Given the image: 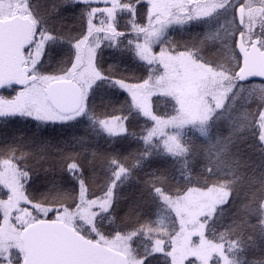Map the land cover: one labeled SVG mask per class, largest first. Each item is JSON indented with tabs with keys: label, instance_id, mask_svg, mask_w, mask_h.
Here are the masks:
<instances>
[{
	"label": "snow or ice",
	"instance_id": "1",
	"mask_svg": "<svg viewBox=\"0 0 264 264\" xmlns=\"http://www.w3.org/2000/svg\"><path fill=\"white\" fill-rule=\"evenodd\" d=\"M0 2V15L14 10L23 21L21 30L26 38L19 61L10 69L11 79L0 82V89L21 86L11 98L0 95V117L23 116L44 125H65L86 117L109 137H119L128 133L124 126L128 117L97 111L89 103L97 82L108 80L128 94L129 110L134 107L137 115L151 122L142 133L148 147L135 159L143 161L147 156L163 154L181 158L187 167L189 161L204 154L206 144L215 140L212 130L231 103L239 96L247 104L244 132L235 133V141L228 138L212 146L217 159L211 158L209 150L200 179L171 185L167 174L153 173L143 181L144 195L162 202L171 214L167 229L143 223L131 231H105L104 221L120 203L118 189L136 174L115 149L114 155L106 157L111 173L103 195L93 198L88 197L86 168L78 156L61 154L63 166L76 174L78 184V198L73 196L68 206L59 195L43 202L30 193L25 195L32 170L19 160L14 163V156L3 159L0 185L8 192L0 199V230L10 229V235L0 239V264H35L33 240L59 233L74 238L90 257L87 264H264V256L259 260L244 258L252 234L264 241V170L253 172L251 177L244 175L237 182L240 172L234 170L248 168L246 162L232 159L228 166L232 178L221 174L219 163L221 155L239 157V145L251 142L264 169V0H258L259 7H253L251 0H104L111 3L110 7L94 6L93 0H58L48 13L41 12L33 0ZM80 5L84 6L80 14L82 33H73L70 26L62 31L65 25L54 27L47 22L62 8ZM120 13L131 18L128 27L135 33V54L148 66L147 78L137 82L117 76L111 67L103 70L97 62L104 41L113 47L126 35L118 30ZM137 16L147 24L137 21ZM221 19L227 25L221 24ZM193 20L217 29L222 43L219 54L227 53L225 62L202 54L204 39L194 38L179 47L161 39L169 25ZM57 41L71 42L74 53L70 62L59 50L48 52L49 45ZM121 43L133 46L131 39ZM157 43L161 47L155 52ZM46 53L49 62L57 65L55 71L41 70ZM256 77L261 78L259 87L250 79ZM245 92L248 96L243 95ZM153 95L170 97L173 113H154ZM250 98L251 103H247ZM194 130L208 141L198 144L188 135ZM22 202L31 206V211L21 207ZM56 204L60 206H46ZM137 237L143 241L139 247L134 246Z\"/></svg>",
	"mask_w": 264,
	"mask_h": 264
},
{
	"label": "trees",
	"instance_id": "2",
	"mask_svg": "<svg viewBox=\"0 0 264 264\" xmlns=\"http://www.w3.org/2000/svg\"><path fill=\"white\" fill-rule=\"evenodd\" d=\"M34 4L41 12L48 13L58 0H33ZM251 2L259 6L258 0ZM94 6L108 7L109 4L93 2ZM84 6H74L73 8H62L59 15H54L48 19L49 24L58 27L59 24L72 27L73 33H82L84 24L81 19V12ZM102 18V17H101ZM131 18L127 13H120L117 17L119 28L126 33L125 37L118 38L113 47H107L108 41L102 44V50L98 53V66L103 70L109 67L116 70L117 76L129 77V82H137L140 79L147 78L148 66L140 61L134 51L135 33L128 27V21ZM137 21L146 25L147 21L136 17ZM79 20V22H78ZM98 22V21H94ZM102 35V34H101ZM194 38L204 39L202 54L211 60L221 63L225 62L227 53L221 56L219 50L222 47L221 41L216 35V30L200 21L193 20L187 24L174 25L166 29L162 40L173 42L174 46L179 47L185 42ZM131 39L133 46H129L121 41ZM142 42V38H141ZM167 47V43L164 45ZM161 47L160 44L154 46L155 52ZM59 50L63 57L70 62L74 49L70 41H57L50 44L48 52L55 53ZM42 71H55L57 65L55 62H49L46 53L45 60L41 64ZM260 81L254 84L259 87ZM18 89L12 86L10 89H0V95L6 98L13 97ZM15 92V94H14ZM248 96V93H243ZM258 99V93L254 94ZM129 96L108 80H101L93 89L92 96L89 97L90 105H95L97 111L113 113L121 117L127 116L124 126L128 133L119 137H109L105 132L95 126L93 122L86 117H81L77 121L69 122L65 125H44L23 116L0 117V161L6 158L15 157L13 162L19 160L32 171L29 173L30 180L26 186L25 195L31 194L36 201L43 202L44 198L55 199L57 195L61 196L64 206L73 203L72 197L78 198V184L76 174L69 173L63 166L62 153H69L78 156L79 161L85 166L86 183L90 185L88 197L102 196L108 175L111 173L107 156L121 153L127 163L132 165L135 170V178L126 181L119 189L120 203L116 205V212L104 221L105 231L123 230L131 231L147 223L149 227L156 228L158 223L167 215H171L166 207L161 206L152 199L144 195L143 181L151 177V174H167L171 185H183L189 179H200L204 172V167L208 163L209 150L211 158L217 159L216 150L212 147L217 141L232 138L235 141V133H243L245 130L244 121L247 119L245 112L247 104L239 96L231 103V107L222 116L212 130L215 140L205 145V152L189 161V166L182 163L181 158H172L163 154H153L147 156L143 161L135 159L143 155V150L148 147L143 142L142 133L151 125V122L142 115H137V110L133 107L129 110ZM173 100L163 95H153L151 97V107L154 113L165 115L173 113ZM227 103V102H226ZM251 103V98L247 101ZM243 105V107H242ZM99 118H105L103 116ZM129 133L134 135H129ZM198 144L208 141L207 137L201 136L198 131L188 133ZM155 143V139L153 140ZM231 148V145H229ZM239 157L223 156L219 158V163L223 171L222 175L233 177V171H229L228 166L232 159L242 158L248 165V168L241 166L238 170L240 177L252 176L253 172L259 174L264 170L260 167L261 161L259 151L251 146V142L239 145ZM158 151V150H157ZM235 152V149H232ZM2 167V166H0ZM203 181H201L202 183ZM191 186H199L193 184ZM245 190H247L245 188ZM8 189L0 185V199L6 198ZM243 200V196H241ZM34 201V202H36ZM59 207L60 205H46ZM242 207V205H240ZM21 207L31 206L22 202ZM35 215V213H33ZM2 217V212H0ZM48 218H52L49 213ZM255 223V221H253ZM2 224V220H0ZM224 229H221L223 231ZM247 235V234H246ZM253 235V241L249 242V248L245 254L246 260H259L264 256V241L256 235ZM148 236L143 238L146 241ZM134 246L139 247L143 242L140 237L135 238Z\"/></svg>",
	"mask_w": 264,
	"mask_h": 264
},
{
	"label": "water",
	"instance_id": "3",
	"mask_svg": "<svg viewBox=\"0 0 264 264\" xmlns=\"http://www.w3.org/2000/svg\"><path fill=\"white\" fill-rule=\"evenodd\" d=\"M23 21L19 17L0 21V72L11 68L19 61L21 45L25 43ZM260 81L261 78H250ZM0 80V82H2ZM20 89L21 86L15 85ZM35 264H87L90 259L76 245L70 235L63 233L43 236L33 240Z\"/></svg>",
	"mask_w": 264,
	"mask_h": 264
},
{
	"label": "rangeland",
	"instance_id": "4",
	"mask_svg": "<svg viewBox=\"0 0 264 264\" xmlns=\"http://www.w3.org/2000/svg\"><path fill=\"white\" fill-rule=\"evenodd\" d=\"M252 1V0H251ZM93 2H100V3H105L104 2V0H93ZM107 4H109L110 6H111V3L109 2V3H107ZM252 4H253V7H256V5H254V3L252 2ZM3 6V4H2V2H0V7H2ZM110 6H108V7H110ZM259 7V6H258ZM15 17H18L16 14H15V11L13 10L12 11V13L11 14H8V15H0V21H5V20H11V19H13V18H15ZM229 19H230V17H229ZM220 23L221 24H223V25H227V21L226 20H224V19H221V21H220ZM174 25H182V24H172V25H169L167 28H169V27H171V26H174ZM166 28V29H167ZM214 28V27H213ZM166 29H165V31H166ZM215 30H216V32H217V29L215 28ZM165 33V32H164ZM164 35V34H163ZM162 35V36H163ZM162 36H161V39H162ZM219 41H221V40H219ZM157 44H159V43H157ZM157 44H155V45H157ZM154 45V46H155ZM221 46H222V44H220ZM154 46H153V48H154ZM153 51H155L154 49H153ZM159 51V50H158ZM158 51H156V52H158ZM14 94H15V92H14ZM15 96V95H14ZM21 205H22V203H21ZM20 205V206H21ZM171 221H172V216L171 215H167V217H165V218H163L159 223H158V225L156 226V228L157 229H167V228H169L170 226H171ZM8 235H10V229H8V228H5V229H3V230H0V239H4V238H6ZM193 239H196L195 237L193 238Z\"/></svg>",
	"mask_w": 264,
	"mask_h": 264
},
{
	"label": "flooded vegetation",
	"instance_id": "5",
	"mask_svg": "<svg viewBox=\"0 0 264 264\" xmlns=\"http://www.w3.org/2000/svg\"><path fill=\"white\" fill-rule=\"evenodd\" d=\"M11 68H8V69L4 70L3 72H0V80L3 79V81H5V80L11 79V76H12V73L10 71ZM13 87H15V85H13Z\"/></svg>",
	"mask_w": 264,
	"mask_h": 264
}]
</instances>
